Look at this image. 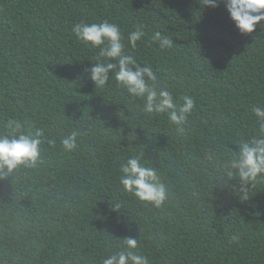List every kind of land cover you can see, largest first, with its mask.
<instances>
[{
	"label": "trees",
	"instance_id": "obj_1",
	"mask_svg": "<svg viewBox=\"0 0 264 264\" xmlns=\"http://www.w3.org/2000/svg\"><path fill=\"white\" fill-rule=\"evenodd\" d=\"M105 19L175 102L193 98L183 134L114 76L95 87L87 69L99 49L72 28ZM137 28L145 35L132 48ZM156 32L173 46L161 50ZM254 107L264 108V20L241 33L224 0H0V134L10 118L44 131L37 167L0 178V264H102L127 236L148 264H264V178L241 200L221 167L258 132ZM74 130L84 134L65 152ZM130 156L157 169L161 207L123 190Z\"/></svg>",
	"mask_w": 264,
	"mask_h": 264
},
{
	"label": "clouds",
	"instance_id": "obj_2",
	"mask_svg": "<svg viewBox=\"0 0 264 264\" xmlns=\"http://www.w3.org/2000/svg\"><path fill=\"white\" fill-rule=\"evenodd\" d=\"M209 7H217L218 0H201ZM229 18L241 33H251L257 24L264 20V0H224ZM73 33L77 39L90 43L99 49L95 62L91 61L87 71L95 87L103 88L110 77L115 78L117 84L126 89L129 97L140 99L143 102V111L146 113L167 114L169 121L177 126V132L183 134L181 127L191 115L194 100L189 95L180 99L183 103L174 101L172 92L166 87H160L157 75L150 65L137 63L132 55L124 51L121 29L118 24L105 19L99 23L80 22L73 26ZM145 33L137 28L128 35L130 47L135 48L136 42ZM152 40L161 50L173 46L172 38L154 33ZM104 58V59H101ZM109 70H113L109 75ZM253 114L259 123L258 132L250 140L236 145L231 155L221 163L229 180L238 179L239 186H233L240 194V199L248 198L249 185L257 178H264V108L254 107ZM4 127L8 130L0 134V178L7 177L18 168H36L40 161L41 137L43 129H37L34 134L22 131L19 120L10 118ZM84 133L74 130L61 138V146L65 152H71L77 147V138ZM54 144L55 141H49ZM119 183L125 192L131 193L141 202H149L159 208L167 200V191L160 181L157 169L141 164L138 156H130L126 163L120 166ZM119 204L113 209L119 210ZM236 239V237H233ZM137 238L127 236L123 238V248L120 251L103 258L102 264H148L145 256L137 254ZM71 264V261H66Z\"/></svg>",
	"mask_w": 264,
	"mask_h": 264
}]
</instances>
